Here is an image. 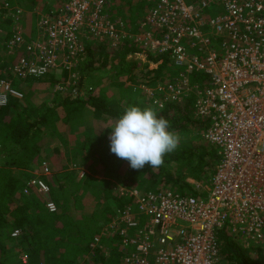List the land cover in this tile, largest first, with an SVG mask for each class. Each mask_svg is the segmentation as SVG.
Segmentation results:
<instances>
[{"label":"built area","instance_id":"2783aa9c","mask_svg":"<svg viewBox=\"0 0 264 264\" xmlns=\"http://www.w3.org/2000/svg\"><path fill=\"white\" fill-rule=\"evenodd\" d=\"M135 2L143 8L134 22L109 18L111 0H62L55 12H35L37 34L30 40L14 27L6 50L15 58L6 68L8 79H0V107L22 98L11 79L53 76L59 80L57 94L77 96L86 86L76 71L91 42L111 52L134 45L140 50L128 56L143 54L142 63L155 67L149 56L163 55L178 71L145 91L150 100L161 94L152 100L159 109L193 98L192 115L207 124L202 137L219 156L209 194L120 188L128 201L92 238L88 258L93 262L99 250L119 264H222L218 230L237 234L248 249L264 243V0ZM211 5L221 12L204 15ZM4 8L14 23L20 21L21 8ZM195 74L208 76L204 86L194 84ZM42 169L48 173L46 163ZM30 190L49 213L57 211L43 179L27 180L23 193ZM106 240L112 249L104 246ZM21 260L26 264L27 257Z\"/></svg>","mask_w":264,"mask_h":264},{"label":"trees","instance_id":"16d2710c","mask_svg":"<svg viewBox=\"0 0 264 264\" xmlns=\"http://www.w3.org/2000/svg\"><path fill=\"white\" fill-rule=\"evenodd\" d=\"M5 4L9 7H21L14 0H4L0 6V30L2 34H5L2 39L0 38V52L6 48V42L13 33L14 21L12 15L6 13ZM142 8L143 6L135 0H111L108 15L109 18L119 17L134 22ZM93 45L87 46L86 54L77 68L81 77L80 82L83 81L85 72L92 75V72L102 70L107 64L109 56L106 54V49L102 47L98 49ZM135 51L136 47L129 44L122 50L121 67L117 71V76L130 75L129 81L132 84L144 83L149 87L164 84L169 80L172 71L163 69V66L168 63L167 59L156 68L149 69L148 64L127 59V56ZM3 57H6L5 49L0 59ZM149 58L153 62L159 61L154 56ZM66 73L63 74L66 75ZM207 78L206 75L195 74L192 81L194 84L199 82L201 86H204L202 82ZM0 79H8V75L1 72ZM53 79V76H49L47 79L29 78L27 80L35 83H50ZM160 95L156 93L154 98ZM120 102H122L121 98ZM192 104V97L185 99L181 104L166 103L162 109H158L157 113L158 116H163L170 122L169 131L177 134H186L190 129L203 132L207 124L192 116ZM151 105L152 103L144 99L137 90L126 93L122 107L118 104L114 105L111 100L107 102L104 92L86 97H73L69 92L57 94L51 102H43L42 108H45V111L42 108L38 110L39 108L35 106L29 112L28 107L15 98H10L5 106L0 107V158L2 160L0 165V264L21 263L16 253L12 254L14 248L24 250L27 264H79V261L89 254V243L99 228L110 222L115 209L122 208L128 201L126 198L119 197V194H113L109 181L119 176L123 162L127 167L123 179L126 186L140 187L149 191L169 188L181 195L204 198L201 183L205 181L206 184L209 181L218 164L219 156L216 148L203 137L179 140L178 147L172 153L165 155L162 166L151 168L145 165L138 171L131 169L127 160L123 161L110 152V145L104 134L98 135L93 142L90 131L83 130L85 135L80 136L76 142L74 160L64 158L65 162L62 163L60 162L64 161L61 160L64 154L59 144L52 146L51 149L46 147V150L40 144L45 134L50 135L54 131L51 126L47 127L49 123L46 118L47 113L53 120L67 126L77 124L80 118H84L85 113L95 116L96 119H103L109 124L111 120H117L129 106H139L143 109L152 107ZM58 109L62 112V116H59L61 112ZM53 126L56 127V125ZM106 150L109 156H99L100 151ZM80 157L84 159V162H79ZM46 161H50L51 172L49 175L42 176V179L51 189L57 205L55 213H49L45 209L35 191L23 193L27 180L33 177V172L43 171L42 164ZM71 165L84 168L87 172L75 183V190L70 191L69 183H62L57 175L60 170H66ZM102 176H104L102 179L96 178ZM91 198L93 201H101V207L85 213V202L88 199L90 201ZM14 230L19 232L16 239L11 238ZM216 236L218 256L222 264H264V248L257 247L253 251L245 248L241 237L231 233L225 227L218 230ZM13 240L17 243L8 246L7 244ZM102 258L103 255L99 250L94 251L93 262L84 264H96L95 261ZM111 259L104 263L111 262ZM113 264H119L117 257L114 258Z\"/></svg>","mask_w":264,"mask_h":264},{"label":"rangeland","instance_id":"374dc122","mask_svg":"<svg viewBox=\"0 0 264 264\" xmlns=\"http://www.w3.org/2000/svg\"><path fill=\"white\" fill-rule=\"evenodd\" d=\"M14 2L21 6L20 8L23 10V15L19 19L20 21H18L19 24H18V22H16V23L13 22V28L16 26H18L19 28L21 27L23 39L28 41L31 38L35 37V34H37V28H36L37 14H35V12L36 11H38L39 13L42 11L45 13L47 11L55 12V10L61 6L62 0H14ZM142 3L143 2H141V4ZM141 11H142V9L140 10V14H138L139 16L141 15ZM219 12H221L219 7H216V9H215V6L211 5L208 9H206L204 11V15L213 17V16L217 15ZM117 14H119V13L117 12ZM9 27H11V26H9ZM4 35L5 34L0 36V38L2 39L4 37ZM89 44H94L93 46L97 47L98 49H100L99 47L105 48L102 44H99L97 42L88 43L87 46ZM125 46L126 45H124L123 48L113 50L112 52L109 50H105L107 52L106 54H108V56H109L105 68H103L102 70L92 72V75H89L88 72H85L83 74V77H84L83 82H84V86H86V88L80 92V94L78 95L79 97H86L90 94H96V93L100 94L101 92H104L106 95V98H107V102H110V100H111L114 103V105L118 104V106L122 107L124 105V102H125L126 93L128 91L136 92L137 90H139L140 94L144 97V99L149 101V103L150 102L152 103V101H150V98L148 97L149 95L145 91V90L151 91V89H149L150 87L148 85H146L144 83L143 84L140 83L138 85L132 84L129 81L130 77H131L130 75L122 76V77L117 76V71L121 67L120 54H121L122 50L125 48ZM4 49L6 50V48H4ZM4 49L0 52V55L2 54V52H4ZM137 49L140 50L139 48H136V51H137ZM86 50H85L84 56L86 54ZM141 55H143V54H141ZM141 55L135 56V58H132V57L130 58L129 56H127V59L139 61L140 63H142L143 56H141ZM12 58L14 59L15 55L12 57V54L9 55V53L6 50V57H3L2 59H0L1 72H4L6 75H7L6 68L12 62ZM155 58H157L158 60L165 61V57L163 55H157V56H155ZM156 63H157V65H159L160 61H157ZM168 63H169V66H168ZM168 63H166V65L163 66V69L164 70H170V71H172L171 75H175V73L178 70L175 67H173L169 61H168ZM142 64H144V63H142ZM157 65H156V67H157ZM156 67L152 66V65L151 66L148 65L149 69H154ZM1 72H0V77H1ZM76 72L78 74H80L78 71H76ZM110 76H113V78L110 79L109 78ZM62 77L65 78L66 75H63ZM47 78H49V76L43 77V78H37V79H47ZM58 78H59V76H58ZM30 80L20 81L17 79H15V80L11 79V84H12L13 89L17 90V87H18L19 89L17 91L21 92V94H22V98L18 101L21 102L22 105L27 106L29 112H31L32 108H34L35 106H37L39 108L38 110H40L43 107L42 106L43 102H45V103L51 102L53 100V97L56 96L58 93L57 90H58V82H59V80L57 82V79H53V81H51L50 83H48V82H43V83L36 82L35 83V82H30ZM155 87H156V85H155ZM26 92H27V94H26ZM78 96H75V97H78ZM120 98H121L122 102H120ZM151 106L153 108L155 107V109L158 111L159 108L157 107V104L154 101H153ZM42 110L45 111V108L44 109L42 108ZM58 111L61 112L60 109H58ZM59 116H62V112L59 114ZM46 118H47V121L49 122L47 127L49 128L51 126V128L54 131L50 135L45 134V136L41 140L40 144L42 145V147L45 150L47 149L46 148L47 146H48V148L51 149L52 146L59 144L62 147V153L64 154V155H62L63 159H61V160H64V158L74 160L73 155L76 154V142L80 139V136L85 135L83 130L90 131V138L93 142H95V138H98L97 137L98 135L104 134L107 137V142L110 145L109 134L112 131L111 126L116 121V119H113L108 124L107 122L103 121V119H96L95 116L85 113L84 118H80L78 120L77 124L73 123L72 126H70V125L67 126V125H63V124L53 120L50 117L49 113L46 114ZM53 125H56V127L54 128ZM202 133H203L202 131L190 129L187 131L186 134L185 133H178V135L180 137V140H192V139L194 140V139H198L199 137H202ZM216 151H217V149H216ZM99 156H103V157L109 156L108 150L100 151ZM78 159H79V162L80 161L84 162V159H82V157H80ZM123 161H124V159H123ZM62 162H65V160L61 161L60 163H62ZM44 163H46V166L48 168V173L44 174L43 171H37V172H33V174H32L33 176H39L42 179V176H46V175L50 174V172H51L50 161H46ZM1 164H2V160L0 158V165ZM69 164H72V163L69 162ZM126 169H127L126 164H125V162H123L121 171L118 173L119 176H117L114 179L109 180L111 182V186H112V190H113L114 195L118 194L117 190H119L120 188L132 187V186L124 185L125 183H124L123 179L125 178ZM86 172H87V170H85L84 168L77 167L75 165H71L70 168H68L66 170H60L59 174L57 175V178L59 180H61L62 183H65V184L69 183L68 184L69 190L71 191V190H75V187H76L75 183L83 176L82 174H84ZM211 176H210V178H211ZM103 177L104 176L96 177V178L102 179ZM210 178H209V181L206 182V184H205V181L201 183L202 188L204 189L201 191L204 198H206L207 195L209 194L208 189H210ZM135 188L139 189L141 192L149 191V190H145V189L140 188V187H135ZM158 190H166V189L159 188ZM167 190H170V189L167 188ZM50 191H51V189H50ZM171 191H173V190H171ZM118 196L125 198V196L121 195V194H119ZM51 198L54 201L53 196H52V192H51ZM127 199L128 198H126V200ZM100 207H101V201H93L92 198L89 201V199H88L85 202V207H84L85 213H89L91 210H96ZM116 211L117 210L115 209L114 213H116ZM114 216H115V214H114ZM101 227L99 228L97 234L98 233L100 234ZM11 238L16 239L17 237L11 236ZM102 240H105V239H102ZM16 243H17V241L13 240L12 242H9L7 245L13 246ZM104 246H106L109 249H112V244L108 240L104 241ZM257 247L264 248V243L260 244ZM257 247L255 246L254 248H251V249H257ZM14 253H16L17 259L20 262H22V260H21L22 256L23 255L26 256L24 250H22L21 248L20 249L14 248V250L12 251V254H14ZM111 256H113L112 259H111V257L107 259L105 256H103V258L101 260H96L95 263L96 264H113V260H114L115 256L114 255H111ZM84 259L87 262H90L88 255H86L84 257ZM110 259H111V262L104 263V261L106 262ZM20 264H22V263H20ZM26 264H27V261H26Z\"/></svg>","mask_w":264,"mask_h":264},{"label":"clouds","instance_id":"9594fccd","mask_svg":"<svg viewBox=\"0 0 264 264\" xmlns=\"http://www.w3.org/2000/svg\"><path fill=\"white\" fill-rule=\"evenodd\" d=\"M169 128L170 122L155 108L129 106L111 126L110 152L127 160L133 170L158 168L179 144V135Z\"/></svg>","mask_w":264,"mask_h":264},{"label":"crops","instance_id":"0c3cea01","mask_svg":"<svg viewBox=\"0 0 264 264\" xmlns=\"http://www.w3.org/2000/svg\"><path fill=\"white\" fill-rule=\"evenodd\" d=\"M47 148H48V146H47ZM85 262H87L84 258H82L80 261H79V264H84Z\"/></svg>","mask_w":264,"mask_h":264}]
</instances>
